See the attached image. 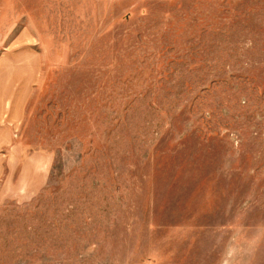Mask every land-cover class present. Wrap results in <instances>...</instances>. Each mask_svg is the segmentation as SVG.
Listing matches in <instances>:
<instances>
[{
  "label": "rangeland",
  "instance_id": "obj_1",
  "mask_svg": "<svg viewBox=\"0 0 264 264\" xmlns=\"http://www.w3.org/2000/svg\"><path fill=\"white\" fill-rule=\"evenodd\" d=\"M0 264H264V0H0Z\"/></svg>",
  "mask_w": 264,
  "mask_h": 264
}]
</instances>
